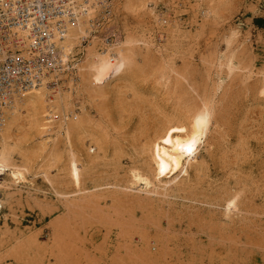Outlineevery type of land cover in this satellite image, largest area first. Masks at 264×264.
<instances>
[{"label":"rangeland","instance_id":"obj_1","mask_svg":"<svg viewBox=\"0 0 264 264\" xmlns=\"http://www.w3.org/2000/svg\"><path fill=\"white\" fill-rule=\"evenodd\" d=\"M140 1L139 6L124 8V0L121 6L123 38L116 50L127 47L137 57L125 79L115 81L121 90L105 102L107 110L101 114L99 101L98 106L88 102L81 85L87 64L109 56L99 53L97 41L81 46L77 37L73 48L81 59L78 82L54 94L48 90L47 95L53 105L60 92L69 94L67 107L62 113L57 107L44 114L41 128L14 131L22 150L15 148L9 160L22 164L26 159L21 152H32V170L15 187L16 203L0 212V264H156L154 259L157 264H264V0ZM174 71L186 76L213 107L210 145L201 147L203 166L192 174L199 185L196 199L209 201L216 194L226 198L227 191L239 192L254 214H248L249 227L244 225L238 236L218 233L215 219L223 205L212 208L180 200L175 207L183 215L146 214L137 200L148 197L141 183L140 194L120 195L119 202L108 197L100 207L78 208L58 199L45 182L42 172L58 190L74 191L62 184L70 178L71 158L61 128L73 114H90L101 121V129L92 128L91 134L110 144L108 159L92 170L87 187L115 181L117 168L121 181L128 179L134 161L149 157L142 144H150L168 118L180 117L198 102L187 85L176 82ZM5 178L9 179L7 172ZM134 218L138 225L132 227ZM158 233H163L161 242ZM161 244L165 249L160 251Z\"/></svg>","mask_w":264,"mask_h":264},{"label":"bare ground","instance_id":"obj_2","mask_svg":"<svg viewBox=\"0 0 264 264\" xmlns=\"http://www.w3.org/2000/svg\"><path fill=\"white\" fill-rule=\"evenodd\" d=\"M138 1L140 0H127V2L125 0L126 3L124 4V8L126 6L127 8L139 5L141 6L143 2L140 4V1L139 5H136ZM79 28L80 27L73 26L70 30L71 33L64 42V48L67 52H70V50L73 49L77 37L80 32L83 31V27ZM126 44L130 45L128 42ZM126 48L127 47L118 48L117 51L119 55L115 59L107 56H100L96 61L91 62L89 65L87 64L88 69L86 70L84 76L81 74V76H83V78L81 77L83 79L82 85L80 84L82 86L81 88H83L86 94H88V102L91 104H97L98 101L100 102L98 103L100 104L99 106L97 104L99 108L97 109L101 112V114L107 110L105 102L108 103V101L111 98H114L121 90L120 85L117 86L114 84L115 81L119 78L125 79L124 77L126 76L128 70H130V68L133 67L132 65H134V58L137 57H134V54L136 55V53H133ZM145 56L148 60V55ZM144 59L145 57H143V60ZM149 61H146L147 64L150 63ZM141 65L142 66L139 69H143L142 67L145 64ZM137 71L139 72V70ZM141 72L143 71L141 70ZM176 73V82L178 80V83L183 84V86L186 87L187 85L189 92L194 95L193 97L195 99L193 100L198 102H196V104L194 102L193 105H195L193 107L191 106V109L189 105L188 107L190 110L180 117L178 116L173 119V116L168 118V122L166 121V125L163 126V131L156 138L154 137L155 139L153 141L151 140L150 144H142V152H146V149L148 148L150 153L149 157L139 158L137 161H134L136 162L135 167L130 169L128 175L126 174L128 177V179H124L126 182H123L124 180L121 181L122 177L119 173V168H117L114 174L115 181L100 184L98 183L94 184V186L87 187L88 181L92 180V170L100 165L102 161L108 159L110 148V144H103L101 136L96 137L94 134H91L92 128H100L99 124L101 121H94L90 114H73L72 118L67 117L61 124L63 136L65 137L69 147L71 158V170L69 169L70 178L66 182H62V184L63 186H72L74 191L62 192L58 190L55 188L53 181L49 178L48 173L42 172L45 177V182L58 199H65L67 203L78 208H86L87 206L94 207L96 205L99 206L100 201L108 197H111L112 201L114 200L113 202H115V200L118 201L119 199H116V197L120 195L131 196V194H140L143 190H138L137 186L141 183L145 185L147 190H145V193L148 197H141L138 195L139 197L137 196V200L143 209V212L145 211L146 214L155 212L159 215H166L167 218H172L175 215L178 216V214L179 216L183 215V212L179 210L180 208L177 209L175 207V205L178 204L177 202L180 200L183 202H201L202 204L209 205L212 208H220L223 205L219 218L215 219L216 216L213 218V215H211V218L216 221L218 233L221 236L230 234L231 237V233H235L234 235L238 236V233L243 231V226H248L245 224V222L250 219L248 218V214L253 213L250 208L251 205L249 206L247 202L245 203L244 199H240L239 192L232 191V193L229 194L228 191L225 190V192L227 191L226 194H228L226 198H222V195L218 196L216 194L214 195V198L209 201H200L196 199V197H198L199 185L193 183L192 174L200 172L203 166V156L200 149L204 146L203 150H205V146H208L209 144L208 133L210 132L212 123L213 107L210 102L198 94V91H196L197 89L194 88L195 86H191V83H189L191 81H188L186 76L180 74V72ZM186 92L188 93V91ZM83 94L84 93H82V95ZM261 94L264 95V85L261 88ZM47 95L48 89L46 87H41L27 95H24L22 98L17 100L11 108L5 110L4 125H2L0 129V212L3 211L6 205L13 206L16 203L15 187L25 182L27 176L32 170L29 162L32 161L33 158L32 152H21L24 159H26L22 162V164H15L9 160L15 148L21 149L17 146V140L15 141L18 135L14 136V131L22 130L23 128L29 126L41 128L43 127L42 117L44 114H50L49 112H51V110H56L57 107L59 108L56 111L61 110L60 113H62L63 109L67 107L69 94L64 95L60 92L55 100L56 103L53 105L47 102ZM189 100L191 101L192 99L190 98ZM46 124H44L45 127ZM59 134L61 135V133ZM18 138L19 136L17 139ZM88 140H90L91 143H94L90 147H88L87 144ZM12 144H16V146H13ZM50 154L52 155L53 153ZM5 172H7L9 179L5 178ZM219 200H224V203L220 204ZM104 204H106L105 201ZM214 212L215 211H213V213ZM210 214L211 213L209 212L208 215ZM209 222H211V220H209ZM129 224L134 227L135 225H138V221L134 218V220H131ZM162 236L163 233H158L156 234V239L161 242L164 237ZM142 239L145 240V242H150L147 241L146 238H141V240ZM164 240H166V237ZM154 244L157 246L156 242ZM162 245L165 246L164 244H161L162 248L160 247V251L165 249ZM156 249L157 248L155 247L154 250ZM154 262L157 264L156 259H154Z\"/></svg>","mask_w":264,"mask_h":264},{"label":"built area","instance_id":"obj_3","mask_svg":"<svg viewBox=\"0 0 264 264\" xmlns=\"http://www.w3.org/2000/svg\"><path fill=\"white\" fill-rule=\"evenodd\" d=\"M124 0H0V129L5 110L41 87L51 92L79 79V55L64 42L83 27L81 46L94 41L115 59ZM79 28V29H80Z\"/></svg>","mask_w":264,"mask_h":264}]
</instances>
